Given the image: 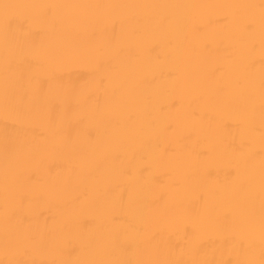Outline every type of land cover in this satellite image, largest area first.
I'll return each instance as SVG.
<instances>
[{
	"label": "bare ground",
	"instance_id": "obj_1",
	"mask_svg": "<svg viewBox=\"0 0 264 264\" xmlns=\"http://www.w3.org/2000/svg\"><path fill=\"white\" fill-rule=\"evenodd\" d=\"M0 264H264V0H0Z\"/></svg>",
	"mask_w": 264,
	"mask_h": 264
}]
</instances>
